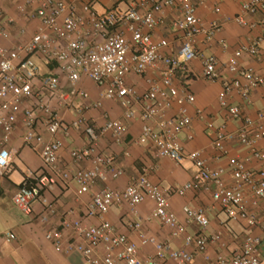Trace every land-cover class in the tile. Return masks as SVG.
I'll return each instance as SVG.
<instances>
[{
    "label": "built area",
    "instance_id": "obj_1",
    "mask_svg": "<svg viewBox=\"0 0 264 264\" xmlns=\"http://www.w3.org/2000/svg\"><path fill=\"white\" fill-rule=\"evenodd\" d=\"M1 1L0 15L3 13ZM123 3L126 4L121 7ZM168 10L178 13L171 23L172 28L181 34V45L176 54L167 53L173 41L167 38L155 40L152 34L153 30L166 23ZM18 11L37 21L38 25L25 41L13 47L0 44V187L20 154V148L11 147L9 142L19 115L23 114L27 129L22 145L39 154L48 172L37 174L27 170L12 197L13 204L29 217L35 215L36 205L41 204L47 212L41 220L48 222L49 216L57 214V207L47 199L45 192L54 190L59 178L64 181L72 178L78 185V196L91 193L88 217L100 220L96 225L69 215L64 217L59 227L45 234L55 250L77 252L88 264H191L198 256L214 264H264V223L256 212L261 204L264 208V150L258 148L259 142L264 140V110L258 111L254 117L243 116L239 106L230 103V97L237 95L248 105L252 91L264 86V75L240 63L243 56L260 55L264 32L250 43L238 47L229 57L227 69L231 77L222 82L218 95L221 109L230 118L241 120V124L235 131H229L224 122L216 127L212 122L208 123L209 129L215 128L213 146L218 152L227 155L226 143L238 139L260 162L257 172H253L247 166L248 160L230 157L228 164L235 183L229 185L224 178V170L212 169L202 150L186 152L180 141L181 133L192 125L190 106L195 104L196 98L187 88L177 85L178 72L186 64L201 58L203 77L210 82L220 79L217 58L201 55L195 42L199 36L208 42L214 40L223 24L214 21L209 26L204 25L197 14L195 0H24ZM214 11L220 13L221 9L216 6ZM259 13H264V0H246L241 5V12L225 21L255 29L264 24V20L251 22L246 15ZM14 22L12 16L0 22V39L10 38L8 25ZM34 58H42L47 64L56 63L60 74L68 79L71 90L67 92L62 88L60 76L55 73L42 76L40 65ZM149 71L157 72L158 76L148 78L146 91L141 92L127 84L129 74L143 76ZM39 79L41 85L37 96L40 98L44 92L63 106V112L57 111L43 97L32 107L24 106L26 100L34 97ZM84 79H90L100 90V100L94 104L95 107H102L105 100L117 101L124 118L141 121L138 141L152 143L160 157L177 164L190 160L195 169L192 178L171 191L153 183L145 171L124 189H95L99 181L123 175L113 157L98 152L101 134H110L120 141L127 132L122 120L110 118L100 132L87 126L89 145L71 152L74 162L88 161L91 167L75 172L61 171L62 144L58 135L62 130L85 124L84 114L88 107L77 103L89 97L83 86ZM174 104L178 106L177 115L169 116L167 110ZM37 109L44 114L47 138L33 128ZM72 110L78 111V115L68 126L66 113ZM196 113L202 116V110L198 109ZM189 139H192L191 135ZM245 188L249 189L250 195L246 194ZM193 190L212 191L213 200L220 204L229 220L244 222L250 229L260 228L263 235L248 234L241 250L231 257L224 254L213 257L208 249L223 235L221 232L205 234L210 225L205 210L184 207L187 223L194 222L200 228L199 232L191 234L187 224L182 223L170 209L171 195L182 196ZM147 199L154 203V209L146 220L167 226L170 237L159 241L142 232V222L131 223L129 227L139 232L141 244L154 247V256L143 258L139 245L120 233L106 216L115 206L128 203L134 209ZM0 238L6 243L17 239L11 231L0 232ZM174 240H181L182 244L176 247Z\"/></svg>",
    "mask_w": 264,
    "mask_h": 264
},
{
    "label": "crops",
    "instance_id": "obj_2",
    "mask_svg": "<svg viewBox=\"0 0 264 264\" xmlns=\"http://www.w3.org/2000/svg\"><path fill=\"white\" fill-rule=\"evenodd\" d=\"M23 1L24 0L1 1L3 13L0 15V22H4L7 16L15 18V22L8 25L10 38L8 40L0 39V44L6 47H13L25 41L36 31L38 22L28 19L18 11V6L22 4ZM244 1L246 0H195L197 14L204 25L209 26L214 21H219L223 24L221 32L214 40L208 42L203 36H199L195 42V46L201 55H214L217 58V69L220 73V79L217 82L207 81L203 77L202 60L201 58H197L186 64L184 69L178 72L176 80L179 87L187 88L196 98L195 104L190 106L193 122L189 129L181 133V143L186 152L202 150L212 169L224 170V178L229 185L235 183L232 177V170L228 164L230 157L237 156L241 159L248 160L247 166L253 172H257L260 167L258 159L253 157L250 149L242 145L238 139L226 143L228 150L227 155H222L218 152L213 146L215 128H208V123L210 122H212L215 127L224 122L229 131H235L241 124V120L230 118L228 113L221 109L218 103V95L221 91L222 82L231 77L227 69L229 57L238 47L250 43L255 36L264 32V24L255 29H250L225 21L227 17H234L241 12V5ZM125 4L126 3L121 4V7H124ZM216 6L220 7V13L214 11ZM176 16H178L177 12L168 10L166 23L152 31L155 40L167 38L173 41L171 49L167 50V53L173 54L177 53L181 45V34L174 30L171 24ZM246 17L251 22L264 20V13L256 15L247 14ZM167 25L170 26L171 30H165ZM37 59L40 62L43 61L42 58ZM240 63L243 67H252L257 73L264 75V42L258 57L243 56ZM46 65L48 73L59 75L62 88L67 92L70 91L71 86L68 79L63 74H60L58 67L53 69L51 64ZM157 76L158 73L155 71H149L143 76L129 74L126 81L127 84L133 85L141 92H144L148 89V78ZM40 85L39 79L36 81L34 97L26 100L24 106L32 107L36 104L38 99L43 97L46 101H49L57 111L63 112V106L58 104L53 98H48L44 92H42L40 98L37 96L38 91H40ZM83 86L89 93V97L87 99L78 100L77 103L79 106L88 107L84 114L85 124L78 128L70 127L68 131L62 130L58 135V139L62 144L59 159V168L61 171L75 172L81 168L91 167L88 161L82 163L74 162L71 157V152L74 149L89 145L90 141L86 132L87 126L100 132L107 118H110L122 120L127 127V132L120 141L116 140L110 134H101L98 141V152L113 157L117 166L123 170V175L117 179L109 178L106 181H99L95 189L99 190L106 187L111 189H124L131 180L145 171L148 172V177L153 183L163 189L171 191H174L192 178L195 169L190 160H184L182 163L177 164L168 158L160 157L156 147L152 143H140L138 141L142 125L139 119L127 120L124 118L123 110L117 101L105 100L103 101L102 107H95L94 104L100 100V90L90 79H84ZM230 103L239 106L243 116L254 117L258 111L264 110V86L252 91L250 104H245L237 95L230 97ZM198 109L202 110V116L196 113ZM177 111L178 106L174 104L172 108L167 110V114L169 116H176ZM77 115L78 111L76 110L66 113V123L68 126H70V123ZM43 119V112L37 109V121L33 128L37 133L47 138L49 134ZM26 129L27 125L24 116L20 114L9 145L11 147L20 148L19 156L26 165V169L22 171V181L27 170H32L37 174L48 172L39 154L31 147L22 145V137ZM190 135L192 139H189ZM258 147L264 150V140L259 142ZM21 182L19 184H13L6 177L2 181L0 187V232L11 231L17 237L16 241L13 243H6L0 238V264H88L82 255L77 252L64 253L56 251L52 243L46 239L45 234L48 230L59 227L61 220L68 215L79 218L87 224H99V219L91 218L87 215V206L92 199L91 193L78 196V185L72 178L68 181L59 178L55 189L45 192L47 199L57 207V214L49 216L48 222H43L41 217L47 214V212L42 209L41 204L36 205V212L33 217L22 214L13 204L12 197L16 193ZM211 188V190L214 189V187ZM245 190L246 194L250 195L249 189L245 188ZM186 206L203 208L205 210L210 220V225L205 230V234L211 235L221 232L225 237L228 236L227 234L229 231L226 228L225 221L229 219L220 204L213 200L212 191L193 190L182 196L175 193L170 196V209L177 214L182 223L187 224L188 233H197L200 231L199 226L194 222L187 223V218L184 213V207ZM153 209L154 203L147 199L134 209H132L128 203L115 206L106 216V219L109 220L120 233L127 235L139 245L140 253L143 258L154 256V247L150 245L143 246L141 244L139 232L133 231L129 227L131 223L137 221L142 222V232L149 237H155L159 241H165L170 237V229L167 226H164L158 221L146 220ZM256 212L258 218L264 223V208L262 204ZM229 221L233 222L231 220ZM238 223L246 226L244 222ZM250 230L254 235H263L260 228ZM222 239L223 236L218 243L209 247L208 252L213 257L216 256L214 253V248L216 247H219V249L224 252L221 254L230 255L232 251L230 250V243L228 241L227 244V242ZM181 244V240L173 241V245L176 247ZM197 258H201L202 261H204L201 256ZM204 263L211 264L205 261ZM164 264L172 263L168 262Z\"/></svg>",
    "mask_w": 264,
    "mask_h": 264
},
{
    "label": "rangeland",
    "instance_id": "obj_3",
    "mask_svg": "<svg viewBox=\"0 0 264 264\" xmlns=\"http://www.w3.org/2000/svg\"><path fill=\"white\" fill-rule=\"evenodd\" d=\"M165 30H171L170 26L167 25L165 27ZM34 59L40 65L41 75L43 76V75L48 74L47 65H46L47 63H45L44 60L40 62L37 58H34ZM25 169H26V165L22 161L20 156L16 157V159L14 160V163L12 164L10 172L7 175V179H9V181L13 184H19L22 181V171H24ZM6 182H8V181H6ZM225 225H226V228L228 229L229 232L227 234L228 236L225 237L223 235L222 240L223 241L225 240V242H227V244L229 241V243H230L229 246H231L230 250H232L230 253V255H231V254L241 250L245 237L248 234H253V233L248 227H246L245 225L238 223V222H230L229 220H226ZM214 253H215V255H217V254H221L224 252H222V250L219 249V247H216V248H214ZM230 255H225V256L229 257ZM191 264H205V263H204V261H202L201 258H197ZM211 264H214V263L211 262Z\"/></svg>",
    "mask_w": 264,
    "mask_h": 264
},
{
    "label": "trees",
    "instance_id": "obj_4",
    "mask_svg": "<svg viewBox=\"0 0 264 264\" xmlns=\"http://www.w3.org/2000/svg\"><path fill=\"white\" fill-rule=\"evenodd\" d=\"M51 66H52V68L54 69V68L57 67V64H56V63H52Z\"/></svg>",
    "mask_w": 264,
    "mask_h": 264
}]
</instances>
